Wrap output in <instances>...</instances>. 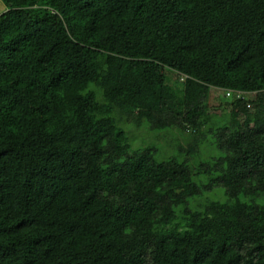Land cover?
Segmentation results:
<instances>
[{
    "label": "trees",
    "instance_id": "1",
    "mask_svg": "<svg viewBox=\"0 0 264 264\" xmlns=\"http://www.w3.org/2000/svg\"><path fill=\"white\" fill-rule=\"evenodd\" d=\"M2 1L0 264H264V0Z\"/></svg>",
    "mask_w": 264,
    "mask_h": 264
},
{
    "label": "rangeland",
    "instance_id": "2",
    "mask_svg": "<svg viewBox=\"0 0 264 264\" xmlns=\"http://www.w3.org/2000/svg\"><path fill=\"white\" fill-rule=\"evenodd\" d=\"M6 5L4 4V2L2 0H0V14H2L3 12H5L6 10ZM168 74H172V71L171 70H168L167 71ZM255 93H252L251 96L254 97ZM227 99H225V91L223 89H218V88H213L212 91H211V96H210V101H209V105H210V111L213 112V113H216L218 115H221L222 113H226L228 111H230V107L229 106H221L222 104H224V102L226 101ZM150 127L148 126V124H144L142 126V128L140 130H135L134 134L137 136L136 139H138L135 144V147H137L139 144H141V141L140 139L142 138H145L147 135L150 134ZM177 133V131H175ZM175 133V135H176ZM164 137V136H163ZM160 138L159 141L161 143H163L164 145H166V139L164 138ZM173 136L170 135V138H172ZM180 137V136H179ZM170 138L168 137V141L170 140ZM182 139V143L183 144H186L188 142L185 141L184 137L181 138ZM186 142V143H185ZM168 145V144H167ZM187 146V144H186ZM166 151H169V150H166ZM206 154H209V153H206ZM207 156V155H206ZM206 158L205 155L203 156H195L193 157L192 159V165L196 166L202 159Z\"/></svg>",
    "mask_w": 264,
    "mask_h": 264
},
{
    "label": "built area",
    "instance_id": "3",
    "mask_svg": "<svg viewBox=\"0 0 264 264\" xmlns=\"http://www.w3.org/2000/svg\"><path fill=\"white\" fill-rule=\"evenodd\" d=\"M238 93H241L242 94V92H238ZM228 94L230 95V92H228Z\"/></svg>",
    "mask_w": 264,
    "mask_h": 264
}]
</instances>
